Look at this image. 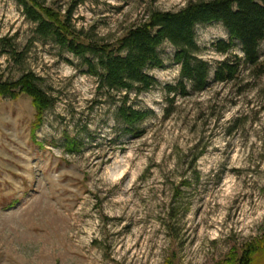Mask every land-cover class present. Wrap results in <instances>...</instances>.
<instances>
[{"label":"rangeland","instance_id":"1","mask_svg":"<svg viewBox=\"0 0 264 264\" xmlns=\"http://www.w3.org/2000/svg\"><path fill=\"white\" fill-rule=\"evenodd\" d=\"M40 1L63 15L77 0ZM197 1L83 0L72 24L113 43L151 12ZM196 32L213 68L243 56L239 43L215 50L229 39L222 23ZM259 50L233 80L212 73L182 95L168 91L180 65L164 43V66L148 70L157 85L130 94L151 113L131 135L116 116L123 93L106 95L80 58L37 39L19 0H0V78L31 70L55 100L40 121L30 96L0 95V264H232L250 243L252 264H264V41Z\"/></svg>","mask_w":264,"mask_h":264},{"label":"trees","instance_id":"2","mask_svg":"<svg viewBox=\"0 0 264 264\" xmlns=\"http://www.w3.org/2000/svg\"><path fill=\"white\" fill-rule=\"evenodd\" d=\"M83 0L75 1L67 12L58 14L45 7L40 0H19L27 19L35 25L37 39L52 41L80 58L87 67V73L98 80V87L106 95L123 93L118 100L117 118L128 134L140 135L138 124L149 116L147 110H140L129 104L130 94L140 95L157 85L158 80L148 70L161 68L164 61L159 48L170 43L175 48L174 60L180 65V79L168 87L169 93L186 95L189 91H204L210 84L211 75L217 82L233 80L239 70L240 61L250 65L260 62V45L264 41V0H201L190 2L176 11H153L146 21L130 27L113 43L90 41L72 24L74 8ZM222 23L228 32L227 41L220 40L214 47L222 54L234 53L239 43L243 56L226 59L213 68L209 61L200 56L196 29L199 25ZM4 51L19 63L23 53L17 52L11 39L1 38ZM236 60V62H235ZM0 95L17 99L30 96L35 102L37 117L52 108L55 100L44 90L40 78L31 70L24 69L19 78H0ZM75 143H71L74 151ZM255 244L245 247L241 256L232 264H252ZM166 264H174L168 260Z\"/></svg>","mask_w":264,"mask_h":264}]
</instances>
